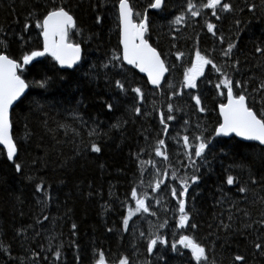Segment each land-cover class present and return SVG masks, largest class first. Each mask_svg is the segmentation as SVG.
<instances>
[{
	"label": "trees",
	"instance_id": "trees-1",
	"mask_svg": "<svg viewBox=\"0 0 264 264\" xmlns=\"http://www.w3.org/2000/svg\"><path fill=\"white\" fill-rule=\"evenodd\" d=\"M49 2L0 0V37L6 36L10 56L19 60L25 52L43 49L39 30L28 14L42 13ZM63 2L69 4L77 18V30L70 33L69 39L81 44L83 60L75 71H65L57 68L52 58L43 56L21 71L30 86L12 110V134L19 148L16 162L23 171L17 173L0 149V242L11 249L10 254L0 253V264H94L100 251L109 262L124 254L133 264L134 260L136 264H146L150 258L156 259L146 252V237L156 233L164 220L168 224L158 231L168 244H158L154 253L168 248L169 264H189V250L181 249L183 256L170 251L171 243L180 234L193 235L198 242L207 244L209 261L214 259L216 264H233L236 254L246 257L245 264H264V255L255 252L250 243L260 234L256 231L258 226L244 228L264 212V146L234 137L213 138L205 160L199 161L196 174L201 179L189 189L187 198L192 222L199 225L196 230H176L174 217L178 215V205L169 193L172 186L179 187V181L172 178L174 170L178 177L192 174L191 168L181 167L188 161L183 155L182 140L177 143V133L187 134L190 139L200 133L211 135L218 121V105L225 101L215 88L219 73L211 66L198 79V87L191 90L181 86L184 68L190 66L197 48L225 67L221 47L236 41L238 47L233 50L229 65L239 60V71L234 73L236 79L255 77L248 90L251 103L252 88L258 87L259 78L264 75V57L254 53L255 46L264 42V0H232L242 12L223 14L224 19L217 21L211 10L203 9L206 16L190 21L187 14L186 22L179 25L170 22L184 11L187 0H167L163 11L149 9L150 29L146 38L162 52L169 67L164 83L158 88L149 87L125 64L123 68L116 66L115 71L109 70L113 67L109 64L112 51L120 50L118 0ZM193 2L199 6L206 0ZM130 3L144 12L149 0H130ZM248 3L257 5L255 13L247 10ZM97 15L102 18L99 24L95 22ZM237 18L241 20L239 29L233 23ZM206 20L217 25V36L207 32ZM26 23L30 24L28 30L24 29ZM219 35L225 38L223 46ZM0 50H4L3 46ZM177 51L184 53L180 60L176 59ZM105 64L109 66L103 67ZM225 70L233 74L231 67ZM45 77H51L50 84L46 89L40 88L37 82ZM116 80L125 83L126 93L115 88ZM137 86L145 93L143 103L131 91ZM194 95L201 97L205 112L196 108L191 98ZM259 99L256 95L258 112L261 111ZM105 101L114 105L111 111L105 107ZM169 103L181 111L174 113L177 119L169 122L170 130L165 136L159 112L167 113ZM134 105L141 106L147 115L137 116L132 111ZM185 121L189 122L187 126ZM185 127L189 130L183 131ZM93 130L95 134L90 136ZM160 138L166 141L168 161L155 155V143ZM93 142L101 146L100 153L91 151ZM157 166L162 175L165 170L168 173L169 187L163 185L158 197L160 201L167 199L168 203L153 206L154 221L138 220L125 232L121 221L126 204H132L131 189L139 186L137 181L140 185H151L153 180L148 171ZM229 174L240 177V181L234 186L227 185ZM249 175H254L260 183L249 185L245 196L237 189L241 183L248 182ZM41 181L44 191L37 192L36 185ZM137 189L141 193L150 191ZM222 195L225 198L220 202ZM221 220L231 223L232 228L218 230ZM73 223L77 225L75 234ZM19 229L25 231L17 235ZM141 232L145 238L140 237ZM57 247L61 251L59 260L54 255ZM191 264L195 263L191 261Z\"/></svg>",
	"mask_w": 264,
	"mask_h": 264
},
{
	"label": "snow or ice",
	"instance_id": "snow-or-ice-1",
	"mask_svg": "<svg viewBox=\"0 0 264 264\" xmlns=\"http://www.w3.org/2000/svg\"><path fill=\"white\" fill-rule=\"evenodd\" d=\"M167 7V0H149L147 9L144 12H138L134 9V6L130 3V0H118V20H119V45L120 50H113L111 60L109 64L113 67L119 66L123 68V64L126 62L127 65H131L138 69L140 73H144L147 76V83L160 87L162 79L165 78V73L169 72V67L162 58L163 54L158 51L156 47L149 43L146 38V33L150 29V18L148 10H159L163 11ZM249 12L255 13L257 5L255 3H248L246 5ZM211 10V16L217 21L224 19L223 14H235L237 11L242 12L243 9H238L237 5L232 0H206V2L199 6L193 2V0H187L186 8L180 14L176 15L170 22L172 25H179L186 22L187 14L191 17L206 16L202 10ZM29 19H34L35 28L39 30V35L43 38V49L32 50L25 52L20 59L13 58L7 53L8 40L6 36L0 37V46H3L4 50H0V145L6 150V158L9 162L14 165L15 171L21 173L23 171L22 165L16 162L19 148L18 143L14 140L12 135L13 123L10 115V109L13 107L14 102H17L25 94V90L29 88V83L22 78L21 70L25 65H29L35 58L50 55L53 60L60 66L62 70L73 69L82 60V48L80 43L70 41V33L77 30V18L71 10L68 3L60 0H50L48 6L42 13L29 12ZM101 16L97 15L95 22L101 23ZM235 27L239 29L241 24L240 19H234ZM205 27L207 32L212 36L218 35V27L215 23L206 20ZM24 29H30V24L26 23ZM2 31V29H0ZM220 44L223 46L225 38L223 35L218 37ZM238 47L236 41L229 42L227 47H221V55L225 58L224 65L221 67L214 60L197 48L194 52V56L190 61V66L184 68L182 88L196 89L198 87V79L205 75V69L207 66H211V69L219 73L218 82L215 84L218 95L226 98V102H221L218 105V121L214 127L211 135H205L203 133L194 135L190 139V136L184 134L180 136L177 133V143L182 140L183 155L187 159V164H181V167L192 169V174H187L183 177H178L177 171L172 172L173 180L179 181V187L172 186L170 188V195L176 200L178 205V215L174 217L175 228L177 231H181L187 228L196 230L199 225L192 222V215L187 209V198L189 196V189L196 185L201 177L196 173L199 172V161L205 160L207 150L213 146V138L218 136L228 137L234 134L236 137H241L244 140L257 141L259 145L264 146V75L259 78L258 87L252 88L254 95L249 96V88L251 82L255 77H250L248 80H239L235 78L234 73L239 71L238 65L239 60H234L229 65L233 50ZM254 53L260 57H264V42L257 44L254 48ZM184 56L183 52H176V59L180 60ZM109 65L105 64L103 67L107 68ZM231 67L233 74H230L225 68ZM71 75V73H69ZM51 81V77H45L43 80L38 81L37 84L40 88L46 89ZM115 88L121 92H127L128 89L125 83L121 80L115 81ZM226 90V91H225ZM239 90V91H237ZM135 93L136 97L139 98L140 103H143L145 99V93L142 87L137 86L131 89ZM173 95H177L173 92ZM260 97L259 104L261 111L255 110V96ZM195 101V106L199 112L203 113L206 111L203 106L202 99L199 95L191 97ZM105 107L108 111H111L114 105L110 102H104ZM168 112H159V123L162 126V131L165 136L169 133L170 124L169 122L174 121L177 117L174 115L175 112L181 111L176 108L173 104L167 105ZM132 111L137 115H147L142 111V107L134 105ZM47 121H45V124ZM188 121H185V126L188 125ZM65 127V125H60ZM117 125H114V127ZM75 131V130H73ZM187 131V127H185ZM95 130L91 131L89 135H94ZM147 139V137H146ZM91 151L93 153H100L102 148L97 143H91ZM144 151V149H141ZM223 151V149H221ZM154 152L157 157H163L165 161L169 160V155L166 149L165 139H157L154 147ZM138 155V154H137ZM156 175H160V170L156 169ZM163 175L167 177L168 173L165 170ZM240 181V177L233 176L231 174L226 177V184L234 186ZM143 183V181H141ZM260 183L254 175H249L247 183H241L238 187V192L246 194L249 191V185H255ZM161 185L165 188L169 186L165 183L164 179H157L155 184L152 185V191L157 192L161 189ZM37 192L44 191L43 181L36 185ZM226 195V194H225ZM131 200L135 202V207H128L127 214L122 218V225L124 231L129 229V221L137 213H148L150 211V204L148 202L149 197L147 192L141 193L137 187L131 189ZM225 198L222 195L221 201ZM159 205L161 201L156 200ZM264 203V198H262ZM235 206V202L233 204ZM167 210V209H166ZM239 211V209H237ZM156 215L155 212L151 213ZM244 215L247 217L249 213L244 211ZM45 220L48 217H44ZM233 219L232 215L228 216V220ZM39 222V221H38ZM168 224L167 220H164L158 225V230L163 229ZM253 225H257L256 231L260 234L256 235L254 239L250 241L255 252L264 255V212L260 214L259 219L253 220L252 223L244 225L246 229H252ZM211 227V225H209ZM218 230H229L232 228L231 223H225L223 220L220 221L217 226ZM77 225L72 224L73 234ZM156 233H150L146 239V252L149 256L155 255V260L147 261L146 264H169L168 248H161L158 252L154 253V249L157 245H167L168 241L163 235ZM24 229H19L17 235L23 233ZM111 231V229H109ZM175 234V233H174ZM209 235H213L209 233ZM141 238H145V233H140ZM218 238V237H217ZM247 239V237H246ZM177 245L180 247L178 248ZM213 249L215 248V240L212 241ZM181 249H187L190 252V261H195V264H216L215 260L209 261V246L205 243L198 242L193 235L180 234L178 240H174L171 243L170 251L183 256ZM10 246L0 242V253L10 254ZM33 255H37L33 253ZM56 260L60 259L61 251L57 247L54 252ZM79 261V256L76 257ZM246 257L240 254H236L233 258V264H245ZM94 264H108L103 251L98 253V259L94 261ZM115 264H133L132 259L128 255L121 254Z\"/></svg>",
	"mask_w": 264,
	"mask_h": 264
},
{
	"label": "rangeland",
	"instance_id": "rangeland-1",
	"mask_svg": "<svg viewBox=\"0 0 264 264\" xmlns=\"http://www.w3.org/2000/svg\"><path fill=\"white\" fill-rule=\"evenodd\" d=\"M109 70H110V71H113V70L115 71L116 69H115L114 67H110ZM116 72H117V71H116ZM175 125H176V123H175ZM188 130H189V129H188ZM188 130H187V131H188ZM183 131H185V129H183ZM155 182H156V181H153V182L151 183V185H147V186L140 185L138 181H137L136 183L139 185V186H137L138 188H141V187H142V189H143L144 191H148V190L150 189V187H152V185L155 184ZM161 203H162V204H167V203H168V202H167V199L162 198ZM170 209H171V207L168 208V210H170Z\"/></svg>",
	"mask_w": 264,
	"mask_h": 264
},
{
	"label": "bare ground",
	"instance_id": "bare-ground-1",
	"mask_svg": "<svg viewBox=\"0 0 264 264\" xmlns=\"http://www.w3.org/2000/svg\"><path fill=\"white\" fill-rule=\"evenodd\" d=\"M149 87H151V86H149ZM151 88H154V87H151ZM179 163H180V162H179ZM152 182H153V181H152ZM152 182H151V183H152ZM169 216H170V215H169ZM143 219H144V218H143ZM143 219H140V221L143 220ZM146 220H147V219H146ZM151 232H152V231H151ZM51 260H52V259H51ZM138 264H139V263H138Z\"/></svg>",
	"mask_w": 264,
	"mask_h": 264
},
{
	"label": "water",
	"instance_id": "water-1",
	"mask_svg": "<svg viewBox=\"0 0 264 264\" xmlns=\"http://www.w3.org/2000/svg\"><path fill=\"white\" fill-rule=\"evenodd\" d=\"M226 102V101H225ZM2 146V145H1Z\"/></svg>",
	"mask_w": 264,
	"mask_h": 264
}]
</instances>
